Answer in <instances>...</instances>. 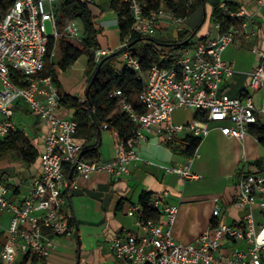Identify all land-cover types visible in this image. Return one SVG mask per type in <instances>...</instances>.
Instances as JSON below:
<instances>
[{"label": "built area", "instance_id": "1", "mask_svg": "<svg viewBox=\"0 0 264 264\" xmlns=\"http://www.w3.org/2000/svg\"><path fill=\"white\" fill-rule=\"evenodd\" d=\"M63 1L0 0V142L17 131L28 137V131L15 125L22 106L35 119L46 122L38 155L39 171L26 191L12 192L0 179V212L8 214L7 227L0 216V264H33L32 258L47 259L56 248L55 240L74 231L69 224L71 214L66 210L69 193L80 189L93 174L126 175L130 164L138 161L154 165L137 152L149 135L172 145L187 137L202 140L217 129L223 136L243 142L258 117L264 115V50L251 49L257 64L248 74L249 89L262 91L259 105L248 91L233 97L223 90L235 71L232 63L222 59V53L240 32L246 39L254 38L256 33L249 27L242 7L237 12L228 9V4H241L240 0H222L219 8L232 22L222 32L220 23L211 17V32L203 36V41L198 38L185 50H178L175 65H153L143 71L137 58L127 51L122 54V66L135 72L142 82L137 97L141 111L120 90H113L109 98L116 101L133 128L116 141L113 159L82 160L79 156L85 140L77 137V122L63 117L66 113L59 104L58 90L52 78L43 75L49 42L54 44L52 58L61 38L79 40L83 33L80 23L81 32L77 30V20L58 19L59 13L63 14ZM122 1L128 4L131 32L154 37L162 23L181 31L185 18L166 9L164 3L153 8L145 0ZM179 1L191 4L192 0ZM253 1L257 12L264 10V0ZM47 23L52 30L49 35ZM111 52L97 48L92 53L93 61L97 63ZM178 110L199 117L177 124L172 115ZM103 128L108 127L105 124ZM196 156L187 158L183 165L161 168L185 180H195L198 176L190 166ZM214 203L210 227L189 244L175 241L171 235L176 206L164 205L161 198L152 197L149 206L159 215L153 220L144 219L140 203L130 206L127 215L135 218L141 233L126 232L111 240L118 264H264V161L237 173L233 205L242 215L235 223L217 220L221 209L218 199ZM162 216L164 230L159 229Z\"/></svg>", "mask_w": 264, "mask_h": 264}, {"label": "crops", "instance_id": "2", "mask_svg": "<svg viewBox=\"0 0 264 264\" xmlns=\"http://www.w3.org/2000/svg\"><path fill=\"white\" fill-rule=\"evenodd\" d=\"M240 2V7L245 10V14L249 18V27L255 31L256 35L252 39H246L244 34L240 32L238 38L244 41L251 40L257 45L258 49L264 50V10L257 12L253 0H240ZM103 3L108 8L106 0H103ZM114 14V23L117 25V15L116 13ZM112 23V20H106L101 27L110 26ZM169 29L170 27L167 23L161 24L160 30L167 31ZM99 47L114 51L121 47V43L114 50L101 45ZM240 51V46L235 45L231 53L236 58V55H239ZM224 52L222 53V59L232 63L235 74L223 86V90L233 97L239 95L244 90L248 91L253 97L255 104L259 105L262 91L258 90L254 92L248 87V74L257 64L256 56L251 52L254 56L250 58L249 62L244 63V61L240 62L239 59H235L234 64L228 60V54L226 52L224 54ZM20 111L29 114L26 109L18 110L17 114ZM183 112L187 111H175L172 115V121L177 124L189 122L192 118V113L189 118L183 119L181 117V113ZM261 118L260 115L258 117L259 124H261ZM35 120L34 118L32 127ZM38 123L29 132L30 138L27 139L36 145H40L41 149L45 128L40 125V121ZM251 136L252 134L249 132L243 142H240L236 139L223 136L215 129L201 140L195 152L197 155L195 158H201L202 162L203 160L204 162L198 164L197 169L201 170L204 174H208L213 167L221 168L224 173L211 178H219L223 181L218 190L214 191L211 195L208 194L207 201L211 205V211L208 216L194 218V222L189 224L187 218L189 217L190 210L188 208L180 210L178 207L185 197L190 199L196 197L197 187L191 182L198 184L202 179V175L192 170L193 162L190 170L198 177L195 180H188L191 181V184L182 183L183 178L178 175L164 172L161 168L162 166L183 165L185 163L180 147L182 140L180 139L181 141L178 140L173 145L167 146L156 136L149 135L147 143L139 144L137 152L142 159L154 163V165L138 161L130 164L129 173L126 175L93 174L87 182L81 183L80 189L69 193L66 210L74 218L76 224L73 226L74 231L67 236L58 237L55 240V250L47 259L42 260L41 263L118 264L110 248V242L116 235H122L126 232L141 233V230L136 226L135 218L128 216L127 211L130 206L139 202L142 194H150L151 198L159 197L162 204L177 207V215L173 224L174 227L172 226L173 229H171V235L178 242L185 244L193 243L203 232L208 230L213 222L212 212L215 208V199H218V206L221 204L222 210L220 216L222 215L221 219L223 222L227 224L235 223L242 215V212L238 211L233 205L237 173L243 169L249 170V166L256 162L252 161V163L246 166L244 164L245 157L247 156L245 145L250 141L249 137ZM253 138L255 139V137ZM114 157L115 147L113 153L109 157H106V159H101V161H108ZM241 160L243 162L242 165H240ZM25 166L28 171L27 180L29 183L37 175L39 164L37 162L35 165ZM9 190L14 191L11 188ZM164 192L168 193L166 197L162 196ZM217 220L220 219L218 218ZM164 221L165 217L162 216L160 218V230L165 229L162 225ZM178 223L179 226H177Z\"/></svg>", "mask_w": 264, "mask_h": 264}, {"label": "trees", "instance_id": "3", "mask_svg": "<svg viewBox=\"0 0 264 264\" xmlns=\"http://www.w3.org/2000/svg\"><path fill=\"white\" fill-rule=\"evenodd\" d=\"M145 1L153 8H157L161 3H164L166 9L174 10L177 15L183 18L188 16L191 9L190 4H186L179 0ZM205 2L206 0H200L202 18L192 32L178 31L176 40L164 42L148 38L153 44L147 45L143 50V55L138 57L136 54L131 53L130 50L134 45L146 38L145 36H140L131 32L132 18L129 14L128 4L122 0H106L108 9L117 15V27L121 46L123 44H131L127 52L134 58L138 59L143 71L148 70L153 65H156L159 68H168L177 63V51L185 50L190 45V40L194 38L203 23ZM219 3L220 2H217L213 5L211 17H214L216 21L220 23L221 31L223 32L232 21L219 8ZM62 8L63 14L61 17L66 18L67 16L70 19L79 21L83 28V33L79 39L81 48L66 38H61L59 40L57 46L61 52V59L58 62L57 68L61 71L66 70L72 66L83 55V53H86L88 55V61L85 71V88L97 69L98 73L87 97L85 96L84 88L82 100L66 94L61 90L51 64L49 65L48 71H45L43 75H49L55 86L59 89V104L62 111L65 113L70 111L71 118L77 122V137L85 140L81 159L88 161H101L99 155L101 132L103 130L113 131L114 141L116 143L117 140L124 138V136L133 128V124L130 122L126 114L120 111L116 101L109 98V94L113 90H120L125 98L132 103L136 109L141 111L137 104V97L142 90V82L132 70L124 66L121 68L115 66V61L120 55L116 57L103 56L97 63L93 61V51L100 48L98 36L102 29L99 24L96 23V19L102 15L103 9L94 5L92 0H64ZM239 8L240 4H228V9L231 11L237 12ZM234 24L238 25L239 22H235ZM200 40L203 41L204 38L201 37ZM53 45V42H49L47 46V61H50V53L53 49ZM116 50L117 49L114 51ZM192 117L198 118L199 116L197 113H194ZM200 118L203 119V116H200ZM38 124V120L36 119L33 127ZM105 124L108 127L107 129L103 128V125ZM250 133L255 137L262 149H264V125L257 123L250 128ZM181 142V153L187 158H190L195 154L201 140L187 137ZM167 146H171V144H167ZM18 150L22 161L26 165L33 164L39 155V150H37L36 144L27 138L23 139L19 131L10 134L0 142V158ZM262 161H264V159L258 160L254 164H260ZM23 182L25 183L28 181L27 179H24ZM7 188L14 189L16 193L19 191L18 187L7 185ZM150 200V194H142L139 199L138 203H140L143 208V217L144 219H157L159 217L158 212L150 208ZM69 224L70 226H74L75 222L73 216H71ZM31 261L33 264H42V260H37L36 258H32Z\"/></svg>", "mask_w": 264, "mask_h": 264}, {"label": "rangeland", "instance_id": "4", "mask_svg": "<svg viewBox=\"0 0 264 264\" xmlns=\"http://www.w3.org/2000/svg\"><path fill=\"white\" fill-rule=\"evenodd\" d=\"M94 2V5H96L98 8L103 9L104 13L102 16L98 17L96 19V23L101 25L106 20H112L113 23L110 26H102L100 34L98 36V43L101 46L108 47L110 49H115L119 46L120 40H119V31L116 23H114L115 20V14L113 11L106 8V5L103 3V0H92ZM222 0H206L204 4V19L203 23L201 24L200 28L198 29L196 35L194 38L190 40V43H193L195 40L200 38L201 36L210 33L212 30V22H211V10L215 3L220 2ZM191 9L188 14V16L184 19L182 24L180 25L182 31L192 32L194 27L200 22L202 18V9L200 6V0H192L191 1ZM57 12V11H56ZM61 17V12L58 15ZM67 19H70L66 16ZM77 30L81 32L79 27V21L76 23ZM46 31L47 34H51L52 30L50 28V25L46 24ZM238 35L235 37L234 42L229 45L226 49V54H228V60L232 61L235 64V59H239L240 62L244 61L249 62L250 58H252L254 55L251 53V49L253 47H257L256 44H254L251 40H241L238 38ZM146 39L138 42L136 45L132 47L130 50L131 53L136 54L138 57H141L143 55V50L147 45H152L153 42L149 40L148 38H153L156 41L164 42V41H170V40H176L177 39V31L173 28H170L167 31H163L158 29L156 35L154 37H145ZM72 43L77 45L79 48H81L80 40L77 38L74 40H70ZM59 42V41H58ZM57 42V44H58ZM235 45L240 46L241 51L240 54L236 55V58L233 56L232 48H234ZM224 52V54H225ZM130 54V53H129ZM88 55L86 53H83V55L69 68H67L64 71H61L57 68L58 62L61 59V52L58 46H56L54 50V56L50 58V61H45V71L47 72L49 69V65L51 64L53 66V70L55 72V75L58 80V84L61 87V90L69 94L73 97L83 99V90L85 88V79H86V67H87V61H88ZM224 57V55H223ZM122 55L117 57L115 61V66L117 68L122 67ZM57 88V87H56ZM58 92L59 89L57 88ZM22 109L24 107L22 106ZM191 111L183 112L181 113V117L183 119L189 118L191 115ZM65 118L71 117V112L67 111V113L63 116ZM261 121L260 123L264 125V115H261ZM34 117L23 112H19L15 116V125L19 130H26V134L29 137H26L24 134H20L23 139L30 138L29 132L32 131V123H33ZM40 125L46 128V122H40ZM253 136V135H252ZM249 137L250 141L246 143L247 148V156L245 157V161L247 163H244L245 166L249 163H252V161L262 160L264 159V149L260 146V144L253 138ZM116 144L114 143V133L113 131H107L103 130L101 132V146L99 148V155L101 159H106V157H109L114 151V147ZM37 150H40V145H36ZM187 159L186 156H183V160ZM38 162V158L33 163L34 165ZM202 162L201 158H194L193 164H192V170L197 171L202 175V179L197 184L195 182H191L185 179H182V183L189 184L190 182L197 187L196 191V197L194 199H190L188 197H185L182 200V203L179 205V209L183 210L188 208L189 211V217L188 223L191 224L194 222V218H199L201 216H208V214L211 211V205L208 203V194L211 195L214 191L218 190L220 185L222 184L223 180H220L219 178H211L222 175L224 171L221 170V168L213 167L210 169V172L208 174H204L201 170L197 169V165ZM204 162V160H203ZM202 162V163H203ZM243 162L241 160L240 165H242ZM26 164L22 161L19 150L16 152H13L11 154L4 155L0 158V179H3L4 182L11 187H18L20 192H24L27 189L28 182H23L24 179H28V171L26 169ZM32 165V164H31ZM250 167V166H249ZM28 181V180H27ZM190 183V184H191ZM12 189V188H11ZM220 209L222 210L221 204H219ZM8 214L6 212H0L1 218L5 219L4 221V227H7L8 224ZM222 216V215H221ZM221 216L219 217V221H223L221 219ZM177 224V223H176ZM179 226V223L178 225ZM174 227V225H173ZM176 228V225H175ZM174 228V229H175ZM173 229V228H172ZM184 241V240H183ZM2 243V239L0 238V244Z\"/></svg>", "mask_w": 264, "mask_h": 264}, {"label": "water", "instance_id": "5", "mask_svg": "<svg viewBox=\"0 0 264 264\" xmlns=\"http://www.w3.org/2000/svg\"><path fill=\"white\" fill-rule=\"evenodd\" d=\"M130 46H131V44L123 45V46L119 47L116 51L111 52V53H110L109 55H107V56H109V57H110V56H114V57L119 56V55L123 54L124 52H126ZM97 73H98V69H97L96 72L93 74V76H92L90 82L88 83V85H87L86 88H85V96H86V97L88 96V93H89V91H90V88H91V86H92L93 81L95 80V78H96V76H97ZM81 156H82V153L80 154L79 158H81ZM72 172H73V168H72V169L70 170V172H69V175H68V178H69V179L71 178Z\"/></svg>", "mask_w": 264, "mask_h": 264}]
</instances>
